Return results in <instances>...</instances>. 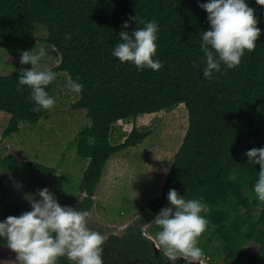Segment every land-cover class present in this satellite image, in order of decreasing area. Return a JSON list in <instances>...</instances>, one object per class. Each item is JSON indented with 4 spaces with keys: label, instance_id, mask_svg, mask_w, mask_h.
<instances>
[{
    "label": "trees",
    "instance_id": "obj_1",
    "mask_svg": "<svg viewBox=\"0 0 264 264\" xmlns=\"http://www.w3.org/2000/svg\"><path fill=\"white\" fill-rule=\"evenodd\" d=\"M38 41L57 50L56 66L38 71L25 58ZM0 47L15 64L0 76L3 138L46 116L53 75L76 85L71 107L90 123L69 144L87 160V190L112 155L151 134L133 127L114 142L117 121L183 104L182 143L147 204L174 206L152 230L195 254L219 237L218 264H264V0H0ZM0 163L16 176L55 174L13 154ZM9 242L0 230V261L24 259L8 255Z\"/></svg>",
    "mask_w": 264,
    "mask_h": 264
},
{
    "label": "rangeland",
    "instance_id": "obj_2",
    "mask_svg": "<svg viewBox=\"0 0 264 264\" xmlns=\"http://www.w3.org/2000/svg\"><path fill=\"white\" fill-rule=\"evenodd\" d=\"M36 35L41 38L45 33L36 32ZM25 58L29 59L33 69L38 71L52 68L60 60L57 50L41 41H38L33 51L25 55ZM14 70L15 64L6 61L5 49L0 47V76ZM52 81L53 97L48 104L47 114L35 125L21 123L18 132L3 138L2 134L10 115L0 111V155L13 154L20 160L38 162L54 168L55 174L38 173L34 182L35 186L36 181L42 182L43 186H58L55 190L56 194H59L60 186L66 190L72 189L81 180L87 160L79 157L75 146L69 143H73L77 132L90 122L85 110L71 107L79 94L68 75L65 72H58L52 76ZM169 109L152 114H140L136 118L120 120L114 124L112 132L114 142L120 141L133 127L139 130L148 129L151 134L137 146L124 149L108 159L96 185L95 203L87 218L80 219L82 229L97 235L107 234L111 230L121 232L126 226L142 223L143 216L139 217L140 214L136 212L135 207L147 204L160 194L169 165L182 143L187 128L184 105L178 104ZM30 190L22 189L19 196L33 198L34 188ZM51 197V190L46 188L41 199L50 200ZM99 204L103 207L101 210ZM172 206L174 204L167 205L163 212ZM102 211L120 213L122 217L109 216ZM140 230L146 234V226H141ZM222 245V240L215 237L205 248V254L207 258L209 257L208 263H219L223 253ZM5 251L14 254L15 250L6 247ZM7 258L10 257H4L0 264H18L15 260H6ZM34 262L32 257L23 264Z\"/></svg>",
    "mask_w": 264,
    "mask_h": 264
},
{
    "label": "flooded vegetation",
    "instance_id": "obj_3",
    "mask_svg": "<svg viewBox=\"0 0 264 264\" xmlns=\"http://www.w3.org/2000/svg\"><path fill=\"white\" fill-rule=\"evenodd\" d=\"M36 183L33 196L41 199L46 188L50 189L51 198L58 205L54 212L34 208L0 184V222L5 225L0 230L10 240L5 249L15 250L14 254L8 252L10 255L26 256L24 259L10 257L6 259L8 261L23 264L33 257L34 264H211L206 254L187 252L157 236L152 230L153 224L163 213L154 219L160 210L155 212L148 208L150 201L135 207L136 212L143 216L141 224L126 226L121 232L111 230L107 234L95 235L82 229L80 219H86L94 205L97 186L87 190L81 186L80 180L72 189L60 186L59 194H56L58 186ZM27 189L24 187V190ZM17 205L23 210L20 215L16 213ZM99 207L100 210L103 208L101 204ZM102 212L122 217L120 213ZM141 226H146V234L140 230Z\"/></svg>",
    "mask_w": 264,
    "mask_h": 264
},
{
    "label": "water",
    "instance_id": "obj_4",
    "mask_svg": "<svg viewBox=\"0 0 264 264\" xmlns=\"http://www.w3.org/2000/svg\"><path fill=\"white\" fill-rule=\"evenodd\" d=\"M28 179L29 178H27L26 176L16 177L12 170L6 168L5 166H3L0 163V184L5 186L7 189L12 191L13 193H16V194L20 193L18 195H21L20 191H22V189H21L22 186L23 187H27L28 190H30V189L33 190V188H34L33 186H35L34 179H29V180ZM16 186H18V188H16ZM20 198H21V200L27 201L30 204H32V206L34 208L41 207V208H44V209H46V210H48L50 212H54V209L58 208V205L56 204V202H54L51 198H50V200L46 199V202L44 200L40 199V198H37L36 200H34L33 198H36L34 196L31 199L30 198H24L23 196L20 197ZM166 206L167 205L163 206L162 211L160 213H158L154 217V219H156L157 217H159L163 213V211H164ZM139 217H142V215H140ZM149 223H151V222H148V224ZM0 227H5V225L0 222ZM8 229H10V228H8Z\"/></svg>",
    "mask_w": 264,
    "mask_h": 264
}]
</instances>
